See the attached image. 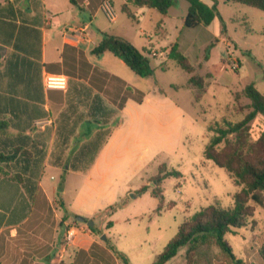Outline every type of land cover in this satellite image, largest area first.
<instances>
[{"label":"rangeland","instance_id":"374dc122","mask_svg":"<svg viewBox=\"0 0 264 264\" xmlns=\"http://www.w3.org/2000/svg\"><path fill=\"white\" fill-rule=\"evenodd\" d=\"M187 6L185 0H176L169 9L162 25L167 30L163 39L155 35V24L161 18L155 9H146L139 23L125 20L132 29L130 40L135 47L139 50L148 47L149 40L157 47L146 51L153 53L147 56L154 75L137 76L119 61L116 70L127 85L125 95L129 99L119 117L121 125L114 131L113 143L87 171L110 129L98 132L93 138L90 136L95 133L92 129L95 124H83V134L90 136L77 139L76 148L68 154L72 139L67 133L79 123H55V142L60 147L67 146L65 152L58 154L55 150L50 155L49 162H58L60 167L45 169L42 180L49 179L56 190L47 202L40 200L46 197L41 190L37 210H32L15 237L5 240L6 252L0 264H36L29 258L46 254L52 246L68 250L69 245V253L78 254L79 264H116L98 250V245L109 248L114 255L122 253L128 264H151L176 234L178 226L196 211L215 203L222 207L233 204L231 196L241 187L234 184L226 170L206 160L203 150L212 135L207 126L223 119L239 122L248 112L249 100L242 95L246 85L253 82L264 94V11L217 0L221 20L216 18L207 27L183 28L181 19ZM58 17L67 26H78L92 15L74 6ZM96 19L97 23L109 25L101 12ZM58 30L54 27L48 38L55 39L54 32ZM156 33L164 36L158 30ZM171 42H177L180 52L188 58L194 68L192 74L204 78L202 91L189 85L190 74L167 57ZM231 62L235 68H231ZM137 98L142 101L138 102ZM85 126L91 128L85 131ZM249 127L250 138L257 139L264 130V117L258 115ZM161 164L179 171L182 177L164 179L163 208L158 214L155 212L158 200L149 192L139 195L137 190L151 185ZM171 202L174 206L169 208ZM111 205L120 207L110 213L106 208ZM77 216L92 220L98 235L85 222H78ZM67 231L73 234L70 241L65 239ZM83 233L95 241L90 250L92 260L79 255L77 250L82 247L76 245L77 238ZM226 239L238 256H246L245 263L239 259L240 264H264L259 255L260 242L264 240V208L257 207L248 224L226 234ZM246 244L251 246L250 253L244 251ZM165 264L235 263L227 261L214 247L196 256L192 263L185 260V249L181 248Z\"/></svg>","mask_w":264,"mask_h":264},{"label":"crops","instance_id":"0c3cea01","mask_svg":"<svg viewBox=\"0 0 264 264\" xmlns=\"http://www.w3.org/2000/svg\"><path fill=\"white\" fill-rule=\"evenodd\" d=\"M6 1L12 5V15L9 18L0 19L16 24L14 35L17 34L20 25L37 29L41 34L40 59L36 56L38 37L32 29H23L19 33V44L24 46L27 52L15 49L13 47L14 40H9V44L0 43V73L3 72L6 63L9 66L7 72L11 73L9 77L0 79V93L6 97L4 116L11 123L8 137L11 139L17 136L24 137V148L27 151L44 155L39 164L40 173L37 183L46 196L40 200L47 202L55 192L56 187L51 185L46 177L45 180H42L43 173L45 169H58L60 167L58 162L50 163L49 157L55 153V150L58 154L65 152L67 146L60 147L61 144L57 145L55 142L57 133L55 123L57 121L79 123L78 127L75 124L72 129L70 127L67 133V137L72 139V142H69L68 154L76 148L77 139L90 136L83 134V124L91 122L95 124L92 127L95 133L90 136L93 138L96 137L98 132L110 129L107 140L98 149L90 165L85 169L86 171L97 162L102 152L113 143L116 137L114 131L121 125L119 117L125 110V105L129 99H126L125 95L127 85L116 70L119 61L121 64L124 63L109 52H105L99 58H94L90 51L100 41L99 32L123 37L132 44L133 41L130 40L132 29L126 23L127 20L132 19L121 11V6L126 3V0H110L114 9L118 12L114 21L108 20L109 25L96 22V16L98 12H101L100 4L103 0H77L80 5L79 9L89 12L93 18L89 17V21L85 22L83 20L80 22L81 24L76 26L88 25L87 36L89 41L76 43L74 37L69 36L71 32H65V28L73 26H67L66 22L58 17L62 11H70L74 8L69 0H35L34 2H30V0H0V8L6 5ZM205 1L209 2L208 0ZM131 8L136 17L132 22L137 23L140 22V17L148 9L132 6ZM101 14L103 15L102 12ZM160 19L158 18L155 27ZM1 24L0 38L4 35L1 31L5 32L6 30ZM54 27H58L60 30L54 32L55 39L48 38V32L52 31ZM162 28L165 30L164 36L159 37L156 28L155 35L163 39L167 34V30L163 26ZM5 39L8 40V38ZM152 46L154 44L149 40L148 47L143 48L148 49ZM154 48L157 47L154 46ZM22 57L25 59L24 65L20 62ZM16 60H18V64L12 67ZM16 74L18 77L14 78ZM46 74L66 77V89L46 88L44 85ZM8 97L14 98L15 102L20 105L18 112H10ZM120 104H122V107H119ZM89 128L91 127L85 126V131H88ZM0 168L3 170V172H0V258H2L3 252H6L3 247L6 243L5 240L15 237L17 229L26 223L32 210H37V205L32 204L22 186L14 180L11 170L1 164ZM50 179H52V176H50ZM94 242V239L88 233L80 234L76 241L77 246H82L77 249L80 252L79 255L84 254L86 259L89 257L92 260L93 256L90 250ZM261 245H264V240H261ZM69 246L71 248V245ZM98 246V250L108 256L113 263L118 264L114 253L109 248L104 245ZM70 248L66 250L65 248L58 249V246H52L46 254L39 257L32 256L29 260L36 264H79L78 254L72 255L69 253ZM250 248L251 246L246 244L244 246L245 253H250V251L248 252ZM233 253L238 259H242L244 263L246 262V256L242 258L234 250ZM20 264L27 263L22 262Z\"/></svg>","mask_w":264,"mask_h":264},{"label":"trees","instance_id":"16d2710c","mask_svg":"<svg viewBox=\"0 0 264 264\" xmlns=\"http://www.w3.org/2000/svg\"><path fill=\"white\" fill-rule=\"evenodd\" d=\"M69 1L73 6L80 8L77 0ZM185 1L188 3V8L185 16L182 18L183 28L207 27L214 19L218 18L221 20L217 9V0H208L209 2L205 0ZM224 1L264 11V0ZM175 2L176 0H126V3L121 6V11L130 19L135 20V13L131 6L155 9L161 15V19L155 28L163 35L165 34V30L162 28L164 18L167 17L169 9ZM11 15L12 5L6 1V5L0 8V18H9ZM0 23L6 29L5 32L1 31L4 35L1 37L2 39L0 38V43L9 44V40H14L13 47L15 49L27 52L24 46H20L19 44V33L23 29L32 28L20 25L17 34L14 35V30L16 29L15 23L1 19ZM4 25L7 26L5 27ZM245 27L249 29L247 22ZM32 30L38 37L36 56L40 59L41 34L37 29ZM99 35L100 41L90 51V54L94 58H99L105 52H109L122 60L137 76L152 77L154 75L150 59L146 56V48L139 50L128 40L117 35L105 32H99ZM5 38H8V40ZM167 57L175 61L183 71L190 74L188 78L189 85L198 90H203L205 87L204 78L200 75L192 74L194 68L188 61V58L180 52L177 43L169 45ZM24 60V57H22L20 61L22 65H24ZM17 61L12 64V67L18 64ZM7 69H9L8 63L4 64V70L0 73V79L11 75V73L7 72ZM16 77H18L17 74L14 75V78ZM242 95L249 100L246 115L239 122L223 119L213 126H207V131L212 132V135L209 137L203 150V157L206 160L226 170L233 179L234 184L241 187L238 192L233 193L231 196L233 204L229 207H222L215 203L196 211L178 226L176 234L151 264H165L173 259L181 248L185 249V260L192 263L196 256L205 254L214 247L223 253L227 261L235 264L241 263L234 255L232 247L226 239V234L232 233L234 229L245 227L250 218L254 216L256 208H264V130H262L260 136L255 140H252L249 134L250 123L258 115L264 117V94L260 93L252 82L243 88ZM197 96L195 98L200 99V96ZM235 98L237 99L238 95H235ZM5 99V95L0 93V164L11 170L14 180L22 186L35 206L38 202V195L41 192L37 178L40 173L39 164L42 156L40 153L34 152L33 154L24 148V137L17 136L13 139L8 137L11 123L4 116L6 112ZM8 99L10 102V112H18L20 105L15 102L14 98L8 97ZM137 101L141 102L142 100L137 98ZM119 107H122V104ZM221 144L222 147H219ZM0 172H3L2 168H0ZM168 177L181 178L182 174L173 168L168 169L165 164H161L158 174L150 181L151 185H143L137 190L139 195L149 192L151 196L158 200L155 210L158 214L163 208L164 201L162 183ZM173 206L174 203H169V208ZM119 207L120 205H111L106 209L112 213ZM107 226H111L110 221L107 223ZM91 232L94 235H98L96 227H92ZM259 255L264 260V245L260 246ZM115 257L123 264H128L126 257L122 253L115 252Z\"/></svg>","mask_w":264,"mask_h":264},{"label":"built area","instance_id":"2783aa9c","mask_svg":"<svg viewBox=\"0 0 264 264\" xmlns=\"http://www.w3.org/2000/svg\"><path fill=\"white\" fill-rule=\"evenodd\" d=\"M100 11L103 13V15L106 17L107 20L109 21H114L116 13L115 9L110 2V0H103L100 4ZM71 32V35L74 37V41L76 43L84 42V41H89L88 36H87V31H88V25L83 24L79 27L73 26L70 28H65V32ZM153 55L151 54H146V56ZM147 56V57H148ZM149 58V57H148ZM231 68H235V64L233 62L230 63ZM44 85L48 89H61L64 90L67 87V79L64 76L61 75H49L46 74L44 78ZM73 236L71 231H67L65 239L70 241L71 237Z\"/></svg>","mask_w":264,"mask_h":264},{"label":"water","instance_id":"95a60500","mask_svg":"<svg viewBox=\"0 0 264 264\" xmlns=\"http://www.w3.org/2000/svg\"><path fill=\"white\" fill-rule=\"evenodd\" d=\"M76 219H77L78 222H85L87 224V226L90 227V228H92L93 225H94L92 220H86L85 218L80 217V216H77Z\"/></svg>","mask_w":264,"mask_h":264}]
</instances>
